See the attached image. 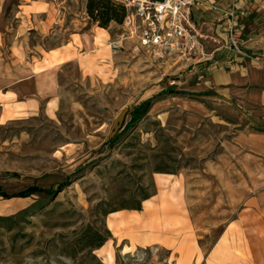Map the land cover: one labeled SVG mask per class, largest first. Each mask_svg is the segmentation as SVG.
Returning a JSON list of instances; mask_svg holds the SVG:
<instances>
[{"label":"rangeland","instance_id":"1","mask_svg":"<svg viewBox=\"0 0 264 264\" xmlns=\"http://www.w3.org/2000/svg\"><path fill=\"white\" fill-rule=\"evenodd\" d=\"M85 3L0 0V264H264V167L240 146L262 130L199 91L193 60L132 55L130 43L110 52L120 25L98 27ZM225 46L239 55L228 36ZM41 56L56 73L51 103L2 98L28 65L39 73ZM20 89L31 97L30 86ZM150 185L139 211L120 208ZM85 226L109 236L66 256Z\"/></svg>","mask_w":264,"mask_h":264},{"label":"crops","instance_id":"2","mask_svg":"<svg viewBox=\"0 0 264 264\" xmlns=\"http://www.w3.org/2000/svg\"><path fill=\"white\" fill-rule=\"evenodd\" d=\"M199 1L224 10H229L232 3H236L233 29L243 43L248 57L236 55L225 46L231 24L228 19L220 17L215 11L195 5L189 8L187 21L202 36L204 54L192 63L201 73L200 92H211L207 97H215L242 110L246 113L245 118L249 125L262 130H251L243 134L240 146L253 156L257 167H264V0ZM10 50L12 56L18 54L20 57L21 47L14 46ZM52 52L55 50L43 51L46 55ZM50 58L56 57L52 55ZM42 60L43 56L37 63L41 64ZM24 66L26 65L19 62L20 69ZM28 66L30 71L16 77L1 94L2 98L10 99L18 106H36L38 98L42 96L47 99L46 105L51 103L57 91L56 73L53 68L41 64L39 73H35V65L32 63ZM24 86L31 87V91L27 92L30 98H24L23 88L20 89ZM20 98L26 100H18Z\"/></svg>","mask_w":264,"mask_h":264},{"label":"built area","instance_id":"3","mask_svg":"<svg viewBox=\"0 0 264 264\" xmlns=\"http://www.w3.org/2000/svg\"><path fill=\"white\" fill-rule=\"evenodd\" d=\"M122 6L125 17L114 40H107L110 52L123 51L130 43L129 53L152 52L160 58L192 61L204 54L202 36L187 21L189 8L195 5L217 12L230 21L227 31L231 48L247 57L243 44L235 36L233 21L235 5L229 10L199 0H110ZM243 48V50H242Z\"/></svg>","mask_w":264,"mask_h":264},{"label":"trees","instance_id":"4","mask_svg":"<svg viewBox=\"0 0 264 264\" xmlns=\"http://www.w3.org/2000/svg\"><path fill=\"white\" fill-rule=\"evenodd\" d=\"M85 13L93 23L103 29H106L111 23L116 24L117 26L121 25L125 17L124 8L110 0H86ZM166 93L173 94L174 92L169 89L166 90ZM144 107H147V105L143 104L141 107L134 109L133 114L131 115V120L125 124L124 129L130 128L136 121H138V119H140L145 111ZM117 138L118 136L110 139L108 143H114ZM150 188L151 191L140 195L139 200L130 201L129 203L122 205L120 208L139 211L141 203L154 195V187L150 185ZM45 193L51 195L53 191H46ZM26 194V192H21L18 193L16 197H23ZM116 210L117 209H112L108 212H103L102 214L106 215ZM108 236L109 232L107 230L100 233L90 226H85L77 233L76 238L65 247L66 249L64 248L66 256L73 258L77 252L90 248H99L106 241Z\"/></svg>","mask_w":264,"mask_h":264},{"label":"water","instance_id":"5","mask_svg":"<svg viewBox=\"0 0 264 264\" xmlns=\"http://www.w3.org/2000/svg\"><path fill=\"white\" fill-rule=\"evenodd\" d=\"M127 112H128V110L124 109L115 118V122H114V125H113V128H112V132H111V134L109 136L110 139L113 138L116 135V133L121 129L123 121H124V118H125Z\"/></svg>","mask_w":264,"mask_h":264},{"label":"bare ground","instance_id":"6","mask_svg":"<svg viewBox=\"0 0 264 264\" xmlns=\"http://www.w3.org/2000/svg\"><path fill=\"white\" fill-rule=\"evenodd\" d=\"M102 31V34L101 33H98L94 38H93V41L94 43H100V38L102 37V35H104L103 33H105L103 30Z\"/></svg>","mask_w":264,"mask_h":264}]
</instances>
